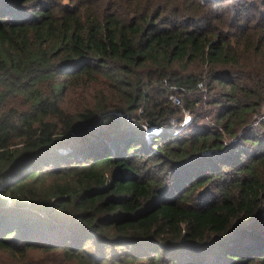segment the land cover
Returning a JSON list of instances; mask_svg holds the SVG:
<instances>
[{"label": "trees", "instance_id": "1", "mask_svg": "<svg viewBox=\"0 0 264 264\" xmlns=\"http://www.w3.org/2000/svg\"><path fill=\"white\" fill-rule=\"evenodd\" d=\"M64 1L0 0V264H264V0Z\"/></svg>", "mask_w": 264, "mask_h": 264}, {"label": "rangeland", "instance_id": "2", "mask_svg": "<svg viewBox=\"0 0 264 264\" xmlns=\"http://www.w3.org/2000/svg\"><path fill=\"white\" fill-rule=\"evenodd\" d=\"M259 1H261V0H259ZM64 2H66V0H65ZM174 99H175V98H174ZM176 100H177V99H176ZM190 118H191V116L185 112V113H184V118H183V123H185V122L188 121V122H187V124H188L189 121H190Z\"/></svg>", "mask_w": 264, "mask_h": 264}, {"label": "built area", "instance_id": "3", "mask_svg": "<svg viewBox=\"0 0 264 264\" xmlns=\"http://www.w3.org/2000/svg\"><path fill=\"white\" fill-rule=\"evenodd\" d=\"M175 102H177V100H176V98L175 99H173ZM188 122V121H187ZM187 122H185V123H182V125H186L187 124Z\"/></svg>", "mask_w": 264, "mask_h": 264}]
</instances>
